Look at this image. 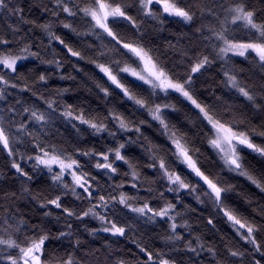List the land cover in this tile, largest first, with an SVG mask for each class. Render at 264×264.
Listing matches in <instances>:
<instances>
[{"label":"snow or ice","instance_id":"6c2138e0","mask_svg":"<svg viewBox=\"0 0 264 264\" xmlns=\"http://www.w3.org/2000/svg\"><path fill=\"white\" fill-rule=\"evenodd\" d=\"M0 161V264H264V0H0Z\"/></svg>","mask_w":264,"mask_h":264},{"label":"trees","instance_id":"16d2710c","mask_svg":"<svg viewBox=\"0 0 264 264\" xmlns=\"http://www.w3.org/2000/svg\"><path fill=\"white\" fill-rule=\"evenodd\" d=\"M31 2H35V0H31ZM58 34H59V33H58ZM37 36L39 37V33H37ZM164 37H168V38H170L167 32L164 34ZM41 38H42V37H41ZM160 42H161V43L163 42V38L161 39ZM45 43H46V40H45ZM58 51H59V49H58ZM69 71H70V69H69ZM86 71H88L89 74H91V71H90L89 69H86ZM206 75H211V73L206 74ZM79 79H81V77H78V80H79ZM217 79H218V78H217ZM201 80H203V78H201ZM209 84H211V81H209L208 84H203V85H201V84H197V88H201L202 86L205 87V88H207ZM56 86H59V87H66V86H68V87H72V88H74V89L77 87L76 85L64 84L63 82L59 83V85H56V84L51 85V87H56ZM80 91H81L80 99L83 100L85 97L88 96V93H87V91L84 90V89H81ZM64 99H65L68 103H75V102L77 101V94H76V92L68 93V94L65 95ZM170 99H172L173 102H177L175 97H171ZM177 106H178V108H180L181 110H180L179 112L172 113V114L170 115L169 118H170V120H171L172 123H174V124L177 125V127H182V125H184V123H185V120H184L185 114H188V115H190V116H191V115H194V114L191 113L190 109H189V108L187 107V105H185V104H180V103L177 102ZM92 107H95V105H92ZM144 118H146V117H144ZM254 123H255V122H254ZM182 130H185V131H186L187 129H186V128H182ZM153 131H155V128H153ZM258 142H259V141H258ZM201 151L204 152L205 149L202 148ZM205 154H207V153H205ZM0 163H2V161H0ZM5 171H6V169H5ZM230 182H232V183H238V184L240 185L239 190L242 191V192H249V191L255 192L254 189H250V188L248 187V185L243 181V179H241V180H239V181L232 180V181H230ZM186 202H190V201H186ZM203 214H204V216H207V215H208L207 212H204ZM92 226H95V225H92ZM159 230H162V228L159 229ZM200 230H201L202 232L207 233V229H204L202 225H201ZM154 231H155V230H154ZM153 234H154V233H146V235H145V239H146L149 243L152 242V236H153ZM206 238H207V237H206ZM155 246H156V247H159L160 245L157 243ZM91 247H99V244H98V243H97V244H92ZM185 259H186V258H185Z\"/></svg>","mask_w":264,"mask_h":264}]
</instances>
